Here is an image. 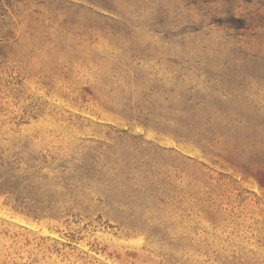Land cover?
<instances>
[{"label":"rangeland","instance_id":"374dc122","mask_svg":"<svg viewBox=\"0 0 264 264\" xmlns=\"http://www.w3.org/2000/svg\"><path fill=\"white\" fill-rule=\"evenodd\" d=\"M0 264H264V0H0Z\"/></svg>","mask_w":264,"mask_h":264}]
</instances>
